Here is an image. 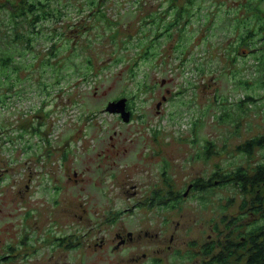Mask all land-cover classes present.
I'll return each instance as SVG.
<instances>
[{"label":"rangeland","instance_id":"1","mask_svg":"<svg viewBox=\"0 0 264 264\" xmlns=\"http://www.w3.org/2000/svg\"><path fill=\"white\" fill-rule=\"evenodd\" d=\"M21 1L0 0V181L41 179L43 164L59 163V153L38 160L44 149H85L73 163L106 188L83 195L129 207L146 244L188 253L194 238L217 240L241 198L230 180L173 210L135 202L166 197L167 179L184 192L197 177L264 165V0H29L60 11L33 29L13 16ZM16 18L28 43L14 38ZM121 97L128 122L105 112ZM253 138L263 145L244 149ZM197 254L181 264H199Z\"/></svg>","mask_w":264,"mask_h":264},{"label":"flooded vegetation","instance_id":"2","mask_svg":"<svg viewBox=\"0 0 264 264\" xmlns=\"http://www.w3.org/2000/svg\"><path fill=\"white\" fill-rule=\"evenodd\" d=\"M128 105L126 110L131 113ZM83 150L44 149L38 160L59 153V163L43 164L41 179L0 181V186L11 188L3 191L0 199V264H181L184 260L191 261L193 252L201 256L199 264L264 261V246L261 247L263 254L258 255V239H264V181L238 185L241 198L237 212L229 217L224 214L217 240L213 235L210 238L211 234L207 235L211 240L204 243H197L194 238L190 243L197 245V250L187 253L161 242L146 244L149 233L147 226L142 228L144 221L138 218L132 222V216L125 219L129 207L113 211L108 201L106 207L97 208L96 198L83 195L86 187L106 188L99 180L85 177L87 169L73 163L71 155L81 156ZM161 171L162 174L166 171L162 164ZM165 184L169 187L166 197L157 189L145 204L135 202L139 209H150L152 204V207L162 205L173 210L189 193L199 194L212 186L223 185L220 178L211 182L210 176L190 181L184 192L173 190L169 179ZM99 192L107 200L114 198L105 196V189ZM118 217L119 228L109 238L108 231L118 223ZM153 235L160 238L161 230Z\"/></svg>","mask_w":264,"mask_h":264},{"label":"trees","instance_id":"3","mask_svg":"<svg viewBox=\"0 0 264 264\" xmlns=\"http://www.w3.org/2000/svg\"><path fill=\"white\" fill-rule=\"evenodd\" d=\"M0 7H5V5L1 4ZM55 10L56 12H58V14L54 12ZM59 12H60L59 9L50 8L48 4L42 3L41 1L30 2L29 0H22L21 3L18 4L14 8L13 16L21 17V19H25L27 21V25L33 29L37 23L43 20H49L50 18H55V20H59L60 19ZM100 16L103 17V14L101 13ZM14 21H15L14 22V30H15L14 38H16L17 40H21V41L24 40L26 43H28V41L30 40L29 36L23 34L22 32L17 31L16 30L17 29L16 26L18 24L17 18ZM48 53L50 56H54L55 54L52 52V49ZM45 60L46 62H49V59H45ZM87 60L89 61L88 58ZM1 62L3 64H8L10 62V59L4 58L3 60H1ZM253 144L255 146H260V145H263V141L262 139L253 138L247 143L246 146H244V149H250ZM247 172L248 171L244 169L236 168L229 174H225L223 175L222 178H220L221 185L228 183L229 180L235 184V187H238V185L240 184L241 186H244L246 183L253 184L254 181H257L258 183L264 181V165H261V166L258 165L255 168L254 173H251L252 171H249L250 173H247ZM258 240H259L258 255H261L263 254V250L261 249V247L264 246V239L263 240L258 239ZM257 264H264V261H259Z\"/></svg>","mask_w":264,"mask_h":264},{"label":"water","instance_id":"4","mask_svg":"<svg viewBox=\"0 0 264 264\" xmlns=\"http://www.w3.org/2000/svg\"><path fill=\"white\" fill-rule=\"evenodd\" d=\"M126 100L127 99L125 97H121L108 102L107 106L105 107V112L112 114L116 113L124 122H128L130 120L131 113L130 111L126 110Z\"/></svg>","mask_w":264,"mask_h":264}]
</instances>
